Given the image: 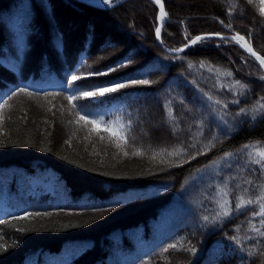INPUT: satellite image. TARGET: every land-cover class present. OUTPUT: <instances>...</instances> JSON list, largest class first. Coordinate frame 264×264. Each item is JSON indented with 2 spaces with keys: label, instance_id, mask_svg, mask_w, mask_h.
Here are the masks:
<instances>
[{
  "label": "trees",
  "instance_id": "1",
  "mask_svg": "<svg viewBox=\"0 0 264 264\" xmlns=\"http://www.w3.org/2000/svg\"><path fill=\"white\" fill-rule=\"evenodd\" d=\"M161 1L177 17L225 16L264 56L259 0ZM156 19L148 0L109 9L78 0H0V105L18 93L0 107V264H264V238L252 230L264 231V217L254 216L259 203L235 208L238 197L256 201L264 185V173L249 163V152L264 150L263 73L219 38L167 53L156 41ZM188 28L193 36L224 34L206 18ZM30 33L33 47L26 46ZM187 37L167 22L160 41L177 49ZM26 55L28 77L13 83ZM72 75L81 80L69 84ZM237 81L243 90L232 88ZM118 83L128 86L66 99ZM78 111L105 124L93 130ZM152 111L166 131L161 146L135 137L139 119ZM116 121L128 126L119 147L103 130ZM60 123L74 126V143H60ZM49 178L50 194H27L31 180ZM225 200L230 215L218 217Z\"/></svg>",
  "mask_w": 264,
  "mask_h": 264
},
{
  "label": "snow or ice",
  "instance_id": "2",
  "mask_svg": "<svg viewBox=\"0 0 264 264\" xmlns=\"http://www.w3.org/2000/svg\"><path fill=\"white\" fill-rule=\"evenodd\" d=\"M155 2L160 5V20L163 21L164 18L166 17L167 13L164 10V6L163 4H161L160 0H155ZM248 2L254 3V0H248ZM103 3L108 5L111 3V0H103ZM258 11H259V15L261 17H264V0H259L258 4ZM156 36L157 39H160V33H161V28L157 27L156 28ZM209 37H205V36H196L194 39H191L190 41V45H196L198 42H202L205 39H208ZM219 39L224 40L225 37L223 36H219ZM231 40H234L236 43H238L240 45L241 48H243L246 52H248L252 57L255 58L256 61L259 62V65L261 68H264V56L258 54L256 51H254L253 47L247 43L245 41V37L242 35H234L231 37ZM177 51L182 52L184 51L183 48L178 49ZM123 66V65H120ZM120 66H117L120 67ZM192 65L189 64V68H191ZM201 67H204L203 64H201ZM117 68H113L110 69L109 71H116ZM211 70V69H210ZM109 71H104V72H100L98 73V75H108ZM216 72L219 73V75L221 76H232V72H221L219 69H216ZM261 80H264V75H262L260 77ZM81 80V77L79 75H72L71 79L68 81L69 84H74L76 81ZM151 81H149L148 79H134L131 81L132 85H150ZM128 85L124 84V83H118L114 86H102V87H98L95 91H84L80 93V96L77 97L76 95H69L66 97V99L68 100L69 104H72L73 101L80 99V98H89V97H102L104 96L106 93H113L116 92L118 89H122L124 87H127ZM239 87L240 89H244L245 85L243 83H240L239 81L236 82V84L232 85V88H236ZM19 92H25L24 88H20ZM17 92H12L11 95L8 96L7 99H11L12 95H17ZM26 95H32V93H25ZM243 94V93H240ZM48 95H56V93H48ZM7 99H5L3 101V105L7 104ZM209 99H211V97H209ZM234 102H238V101H234ZM215 103L217 105L220 104L219 100H216ZM3 105H0V107H2ZM74 107H76V105H73ZM257 109H253V111H256ZM260 111L264 112V102L261 103V107H260ZM240 114H245L244 110H241V113H238V115ZM169 117L172 116L171 111L168 112ZM77 116L79 118V120L84 121L85 124L87 125H92L93 126V130L96 129V127L98 125H104L105 121L103 119H95V118H89V116L87 114H82L81 112H77ZM119 124V121L116 122H110L108 124L105 125L104 127V131L109 132V135L112 137H115L118 141L117 146L119 147V142H125L126 141V136H127V129L128 126H124L121 125L120 127H115V125ZM251 146L250 145H244V149H249ZM135 155H139V151H137L136 153H134ZM178 154V152H170L168 153V155H176ZM249 163L252 164H256L259 166L260 171L262 173H264V150H259V151H255V152H249ZM195 158V157H193ZM224 159H228V156H225ZM247 184L249 185H253V181L252 180H248L246 181ZM260 195L257 197L256 201L253 200H247L245 201V199L243 197H238V203L235 205V208L237 211H240L241 209H243L244 207L253 204V203H259V212L255 213L254 216H260V217H264V185H260ZM245 192H247L248 190L245 189ZM226 195V194H225ZM228 200H225L224 203L220 204V208L222 209L221 212L217 213L218 217H223V218H227L230 215V212L228 210V208H226L225 206L228 204ZM30 215V214H29ZM28 216H24V217H17V219H27ZM206 221L208 220V217L204 218ZM261 227H264V219L261 220ZM17 230H23V229H17ZM253 231H255L257 233L258 236L264 238V231H260L259 229H256L254 226L252 228ZM5 249L8 247L7 245L2 246ZM169 248H176L175 244L169 245ZM169 249L166 248L164 249L165 252H167Z\"/></svg>",
  "mask_w": 264,
  "mask_h": 264
},
{
  "label": "rangeland",
  "instance_id": "3",
  "mask_svg": "<svg viewBox=\"0 0 264 264\" xmlns=\"http://www.w3.org/2000/svg\"><path fill=\"white\" fill-rule=\"evenodd\" d=\"M53 12H54V10H53ZM59 14L56 15V18L58 17ZM59 17H58V19H61L62 18V15H59ZM157 18H158V12H157ZM156 21H157V19H156ZM34 35H35V37H37L36 34H34V33H30L29 34V36L26 39V41H27L26 42V46L27 45H30V47H33L34 46V43H35L34 42L35 41L34 40L35 39ZM236 35H237V33H236ZM245 41L247 42L248 40L245 39ZM24 58H25V60L23 62L24 69H22V71H19L18 74H20V75L19 76H16V74H15L13 76H10L11 78H9V80L12 81L13 83L17 82L19 79H22L23 77H25V78L28 77L27 70H29V67H30V64H29L30 63V60L28 59V55H26ZM62 114H63L64 117L70 116V113L68 111H64ZM138 122H139V127L137 129L139 131L136 133L135 137L140 142H142L144 145L145 144H148V145L153 144L155 146H161V144L158 145V143H164L163 136L166 135V131L162 127V125H161L162 122L157 118V115H156V113L154 111H152V113H151V115L149 117L146 116V115L145 116H142L139 119ZM64 124L63 123L62 124L60 123L58 125V128H59L60 133H61L60 139H59V140H61V142L60 141L59 142L61 144H63V145H67L66 143L71 140L72 143H74V140L73 139H74V137L76 135V130L74 129V126L73 127L72 126H69L68 127V126H65ZM153 133L156 135V137H158V141L157 142L152 137V134ZM75 143H77V141H75ZM61 144H60V149H61ZM114 159L115 158L110 159L109 162L114 163L115 162ZM201 175H202V172L200 171V172L196 173L194 175V177L195 178H198V177H201ZM31 181H32V185H31L30 188H28L27 194L30 195V196H33V199H35L34 198L35 195L38 196L39 194L41 195V194H46V193L50 194L51 193L53 182L51 181L50 178H49L48 182L44 181L42 184L39 181H35V182H33V180H31ZM35 201L36 200H32L33 203ZM3 210H4V207H0V211L2 212Z\"/></svg>",
  "mask_w": 264,
  "mask_h": 264
},
{
  "label": "water",
  "instance_id": "4",
  "mask_svg": "<svg viewBox=\"0 0 264 264\" xmlns=\"http://www.w3.org/2000/svg\"><path fill=\"white\" fill-rule=\"evenodd\" d=\"M78 1H80L82 3H85L87 5H90V6H95V7H102V8L109 7L108 5H106V4L103 3V0H78ZM124 1H128V0H111V3L110 4H111V7H113V6H116V5H118V4H120V3L124 2ZM148 1L152 2L157 7L158 13H159V11H160V5H158L155 2V0H148ZM160 2H161V4H163L161 0H160ZM163 6H164V10L167 13V15L164 18L161 27L166 22H171L178 29L184 30V31H186V32L189 33V30L186 29L185 27H182V26L183 25H186V24L187 25L190 24L195 19H198V18H206V19H209L211 21H214V22L218 23L219 26L224 30V34L223 35H201V36H205V37H209V38H219V36L225 37L224 40L229 41L238 50H240L245 55H247L248 57H250L251 59H253L258 64L260 70L262 72H264V68H261L260 67L259 62L256 61L254 57H252L248 52H246L243 48H241L240 45L238 43H236L234 40H231V37L234 36V35H236V33L234 32L233 28L231 27L229 21L226 18H224L225 19V22H223L224 19L222 20V19L216 18V17H214L212 15H197V16H193V17H177V16L173 15L164 4H163ZM189 34H190L189 39L191 41V39H194L195 37L192 36L191 32ZM156 39H157V36H156ZM190 41L187 43L186 46L181 47V48H183L185 50L188 47L192 46V45H190ZM157 43L162 47V45L160 43V39H157ZM247 43L250 44L249 41H247ZM181 48H179V49H181ZM164 50L167 51V52H169V53H172V54H178V53H180L179 51H177L178 49L169 50V49L164 48Z\"/></svg>",
  "mask_w": 264,
  "mask_h": 264
},
{
  "label": "bare ground",
  "instance_id": "5",
  "mask_svg": "<svg viewBox=\"0 0 264 264\" xmlns=\"http://www.w3.org/2000/svg\"><path fill=\"white\" fill-rule=\"evenodd\" d=\"M152 3V2H151ZM108 6L109 7H104V8H106V9H109V8H112L111 7V5L110 4H108ZM114 7V6H113ZM98 8H102V7H98ZM157 8V7H156ZM157 12H158V9H157ZM216 18H219V19H224V18H226L225 16H223V17H216ZM227 19V18H226ZM228 20V19H227ZM223 22H225V19L223 20ZM162 23H163V21H161L160 20V11H159V13H158V18H157V26H156V28L157 27H160L161 28V30H162V28H163V26L161 27V25H162ZM167 23V22H166ZM216 23V22H215ZM218 24V23H217ZM219 25V24H218ZM188 26H189V24L187 25H183L182 27H185L186 29H188L189 30V33L191 32L190 31V29L188 28ZM156 30V29H155ZM182 31H184V30H182ZM186 32V31H185ZM188 33V32H187ZM188 33V37H187V40H186V44L184 45V46H186L187 45V43L190 41V39H189V37H190V34ZM161 34V33H160ZM191 34H192V32H191ZM205 35H219V34H205ZM193 36V35H192ZM201 36V35H200ZM155 37H156V31H155ZM193 37H196V36H193ZM156 41H157V39H156ZM250 42V41H249ZM160 43H161V41H160ZM198 43H200V42H198ZM162 45V44H161ZM184 46H182V47H184ZM193 46V45H192ZM191 47V46H190ZM190 47H188V48H190ZM181 48V47H180ZM187 48V49H188ZM162 49L164 50V47L162 46ZM167 49V48H166ZM177 49H179V48H177ZM169 50H174V49H169ZM186 50V49H185ZM165 51V50H164ZM167 52V51H166ZM183 52V51H182ZM167 53H169V52H167ZM181 53V52H180ZM169 54H172V53H169ZM179 54V53H178ZM173 55H175V54H173ZM256 63V62H255ZM257 64V63H256ZM258 65V64H257ZM259 67V66H258ZM259 70H260V68H259ZM262 72V71H261ZM263 75H264V72H263Z\"/></svg>",
  "mask_w": 264,
  "mask_h": 264
}]
</instances>
